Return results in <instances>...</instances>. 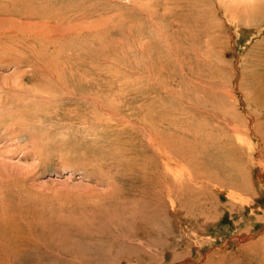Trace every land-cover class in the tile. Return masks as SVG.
Wrapping results in <instances>:
<instances>
[{
    "label": "rangeland",
    "instance_id": "obj_1",
    "mask_svg": "<svg viewBox=\"0 0 264 264\" xmlns=\"http://www.w3.org/2000/svg\"><path fill=\"white\" fill-rule=\"evenodd\" d=\"M29 1L24 14H0V264H264V8L247 16L222 0ZM179 166L191 175L184 197ZM205 177L224 185L203 186Z\"/></svg>",
    "mask_w": 264,
    "mask_h": 264
},
{
    "label": "bare ground",
    "instance_id": "obj_2",
    "mask_svg": "<svg viewBox=\"0 0 264 264\" xmlns=\"http://www.w3.org/2000/svg\"><path fill=\"white\" fill-rule=\"evenodd\" d=\"M42 1H43V0H42ZM73 1H74V0H73ZM79 2H80V1H79ZM225 2H226L227 4H225ZM36 3H37V2H36ZM71 3H72V2H71ZM75 3H76V2H75ZM29 4H30V1H29V0H0V14H7V13H8V14H12V13H20V14H24V12H25L26 10H28V9H26V8H27V5L29 6ZM222 4L226 7V10H227V11H231L232 14H235L236 11L239 12V10H243L244 13H245V15H247V14H253V13H255V12H260V11H262L261 9L264 8V0H224V1L222 0ZM38 5H39V3H38ZM63 5H64V4H63ZM44 6H45V5H44ZM110 6H111V5H110ZM215 6H216V5H215ZM221 6H222V5H221ZM80 7H81V6H80ZM78 8H79V6H78ZM83 8H84V7H83ZM40 9H41V8H40ZM52 9H53V8H52ZM84 9H85V8H84ZM219 9H220V8H219ZM36 10H37V8H36ZM85 10H86V9H85ZM23 11H24V12H23ZM218 11H219V10H218ZM46 12H47V11H46ZM89 12H90V11H89ZM37 13H38V12H37ZM41 13H42V12H41ZM57 13H58V12H57ZM76 13H77V12H76ZM263 13H264V12H263ZM218 14H219V13H218ZM226 14H227V13H226ZM260 14H261V13H260ZM74 15H75V14H74ZM247 16H250V15H247ZM13 17H14V16H13ZM59 17H60V16H59ZM74 17H75V16H74ZM236 17H237V16H236ZM244 17H246V16H244ZM198 18H199V17H198ZM48 19H49V18H48ZM62 19H64V17H63ZM75 19H77V18H75ZM222 19H223V18H222ZM232 19H233V18H232ZM21 20H23V19L21 18ZM28 20H29V19H28ZM198 20H199V19H198ZM223 20H224V19H223ZM253 20H254V19H253ZM36 21H37V20H36ZM46 21H47V20H46ZM101 21H102V20H101ZM105 21H106V19H105ZM230 21H231V19H230ZM248 21H249V20H248ZM37 22H38V21H37ZM39 22H40V21H39ZM60 22H61V21H60ZM176 22H177V21H176ZM192 22H193V21H192ZM194 22H195V21H194ZM225 22H226V21H225ZM250 22H251V21H250ZM77 23H79V22H77ZM231 23H232V22H231ZM231 23H230V24H231ZM178 24H179V23H178ZM96 25H97V24H96ZM177 26H178V25H177ZM188 26H189V25H188ZM75 27L77 28V27H80V26H79V25H74V24H72V23H70V24H68L67 26H65V28H69V29H72V28H75ZM106 27H107V26H106ZM197 27H198V26H197ZM61 28H63V27H61ZM61 28H60V29H61ZM94 28H95V27H94ZM102 28H103V27H102ZM95 29H96V28H95ZM26 30H27V29H26ZM177 30H179V28H177L176 31H177ZM180 30H181V29H180ZM180 30H179V31H180ZM71 31H72V30H71ZM172 31H173V29H172ZM176 31H175V32H176ZM69 32H70V31H69ZM57 33H58V32H57ZM195 33H196V32H195ZM60 34H61V33H60ZM67 34H68V33H67ZM176 34H177V32H176ZM183 34H184V33H183ZM200 34H201V33H200ZM22 35H23V34H22ZM56 35H57V34H56ZM181 35H182V34H181ZM34 36H35V35H34ZM34 36H33V37H34ZM176 36H177V35H176ZM176 36H174V37H176ZM183 36H184V35H183ZM202 36H203V35H202ZM37 37H38V36H37ZM172 37H173V36H172ZM0 38H1V37H0ZM34 38H35V37H34ZM170 38H171V37H170ZM185 38H186V37H185ZM198 38H199V37H198ZM240 38H241V37H240ZM21 39H22V38H21ZM21 39H20V40H21ZM47 39H48V38H47ZM193 39H194V38H193ZM243 39H244V38H243ZM23 40H24V39H23ZM205 40H206V39H205ZM21 41H22V40H21ZM33 41H34V40H33ZM43 41H44V40H43ZM189 41H190V40H189ZM17 42H19V41H17ZM28 43H29V42H28ZM28 43H27V44H28ZM10 44H11V43H10ZM18 44H19V43H18ZM21 44H22V43H21ZM203 44H204V43H203ZM4 45H5V44H4ZM189 45H190V44H189ZM205 45H206V44H205ZM258 45H259V44H258ZM203 46H204V45H203ZM2 47H3V46H2ZM172 49H174V48H172ZM215 50H216V49H215ZM187 53H188V52H187ZM210 57H211V56H210ZM212 66H213V65H212ZM230 91H231V90H230ZM47 96H48V95H47ZM249 114H250V113H249ZM245 117H246V116H245ZM236 120H237V119H236ZM125 121H126V120H125ZM151 121H152V120H151ZM225 121H226V120H225ZM233 121H234V120H233ZM227 122H228V121H227ZM239 122H240V121H239ZM236 123H237V122H236ZM249 123H250V122H249ZM253 123H254V122H252V124H253ZM216 124H217V123H216ZM262 124H263V123H262ZM224 125H225V124H224ZM224 125H223V127H224ZM230 125H231V124H230ZM249 125H250V124H249ZM253 125H254V124H253ZM253 125H252V126H253ZM260 125H261V124H260ZM131 126H132V125H131ZM199 126H201V125H199ZM211 126H212V124H211ZM234 126H235V125H234ZM239 126H241V125H239ZM239 126H238V127H239ZM256 126H257V125H256ZM140 127H141V126H140ZM202 127H203V126H202ZM221 127H222V126H221ZM232 127H233V126H232ZM235 127H236V126H235ZM243 127H244V126H243ZM228 128H230V127H228ZM233 128H234V127H233ZM244 128H245V127H244ZM246 128H247V127H246ZM249 128H250V127H249ZM217 129H218V128H217ZM226 129H227V128H226ZM230 129H232V128H230ZM256 129H258V128H256ZM232 130H233V129H232ZM248 130H249V129H248ZM120 131H121V130H120ZM213 131H214V130H213ZM228 131H229V130H228ZM228 131H227V132H228ZM230 131H231V130H230ZM235 131H237V130H235ZM242 131H243V130H242ZM244 131L246 132L247 130L244 129ZM217 132H218V131H217ZM222 132H223V130H222ZM249 132H250V130L248 131V134H249ZM156 133H157V132H156ZM224 133H226V130L224 131ZM236 133H237V132H236ZM246 133H247V132H246ZM169 134H170V133H169ZM194 134H195V133H194ZM210 134H211V133H210ZM219 134H220V133H219ZM226 134H227V133H226ZM237 134H238V133H237ZM252 134H253V133H252ZM262 134H263V133H262ZM207 135H208V134H207ZM221 135H222V134H221ZM232 135H233V134H232ZM232 135H230V136H232ZM242 135H245V134H242ZM242 135H241V136H242ZM184 136H185V135H184ZM228 136H229V134H228ZM239 136H240V134H239ZM241 136H240V137H241ZM245 136H246V135H245ZM251 136H252V135H251ZM257 136H258V135H257ZM179 137H180V135H179ZM181 137H182V136H181ZM232 137L235 138L234 136H232ZM149 138H151V137H149ZM233 138H232V139H233ZM241 138H242V137H241ZM246 138H247V137H246ZM152 139H153V138H152ZM244 139H245V138H244ZM143 140H144V139H143ZM150 140H151V139H150ZM180 140H181V139H180ZM197 140H198V139H197ZM248 140H250V139L248 138ZM259 140H261V139H259ZM145 141H146V140H145ZM233 141H234V140H233ZM233 141H232V142H233ZM237 141H238V140H237ZM146 142H147V141H146ZM151 142H154V144H155V143H156V140H155V141L153 140V141H151ZM186 142H187V141H186ZM225 142H226V141H225ZM249 142H250V141H249ZM187 143H188V142H187ZM235 143H236V142H235ZM238 143H239V142H238ZM257 143H258V142H257ZM260 143H261V142H260ZM262 143H263V146H264V141H263ZM182 144H183V142H182ZM188 144H189V143H188ZM229 144H230V143H229ZM236 144H237V143H236ZM240 144H241V143H240ZM242 144H243V143H242ZM193 145H194V144H193ZM237 145H239V144H237ZM260 145H261V144H260ZM194 146H195V145H194ZM224 146H225V145H224ZM227 146H228V144H227ZM235 146H236V145H235ZM242 146H243V145H242ZM261 146H262V145H261ZM261 146H260V147H261ZM188 147H189V146H188ZM206 147H207V146H206ZM245 147H246V146H245ZM191 148H192V147H191ZM195 148H196V147H195ZM224 148H225V147H224ZM239 148H240V147H239ZM241 148H242V147H241ZM196 149H197V148H196ZM200 149H201V148H200ZM232 149H233V148H232ZM249 149H251V148L249 147ZM249 149H248V151H249ZM149 150H150V149H149ZM182 150H183V149H182ZM222 150H223V149H222ZM228 150H229V149H228ZM234 150H237V149H234ZM242 151H243V149H242ZM263 151H264V149H263ZM169 152H170V151H169ZM177 152H178V151H177ZM183 152H184V151H183ZM234 152H235V151H234ZM249 152H252V151H249ZM257 152H258V150H257ZM172 153H173V152H172ZM179 153H180V152H179ZM191 153H193V152H191ZM222 153H223V152H222ZM247 153H248V152H247ZM261 153H262V152H261ZM193 154H194V153H193ZM195 154H196V151H195ZM262 154H263V153H262ZM181 155H182V152H181ZM233 155H234V154H233ZM235 155H236V154H235ZM168 156H169V155H168ZM187 156H188V155H187ZM194 156H195V155H194ZM247 156H248V158H249V154H248ZM250 156H251V159H252L253 156H252V155H250ZM259 156H260V155H259ZM173 157H174V156H173ZM190 157H191V156H190ZM216 157H217V156H216ZM218 157H219V156H218ZM225 157H226V156H225ZM145 158H147V157H145ZM149 158H151V157H149ZM149 158H148V159H149ZM170 158H171V157H170ZM193 158H194V157H193ZM193 158H192V159H193ZM208 158H209V157H208ZM240 158H241V157H240ZM240 158H239V160H240ZM257 158H258V157H257ZM129 159H131V158H129ZM129 159H128V160H129ZM137 159H138V158H137ZM161 159H162V158H161ZM167 159H168V158H167ZM173 159H174V158H173ZM173 159H170L169 161H171V160H173ZM182 159H183V158H182ZM187 159H188V158H187ZM195 159H196V158H195ZM233 159H234V158H233ZM251 159H250V160H251ZM140 160H141V158H140ZM145 160H146V159H145ZM177 160H178V159H177ZM179 160H180V159H179ZM201 160H202V159H201ZM231 160H232V159H231ZM252 160H254V158H253ZM252 160H251V161H252ZM130 161H131V160H130ZM137 161H138V160H137ZM141 161H142V160H141ZM150 161H151V160H150ZM164 161H165V160H164ZM167 161H168V160H167ZM167 161H166V162H167ZM197 161H198V160H197ZM235 161H236V160H235ZM251 161H250V162H251ZM259 161H260V159H259ZM126 162H129V161H126ZM138 162H140V161H138ZM143 162H144V160H143ZM145 162H147L148 165H149V163H150L148 160L145 161ZM148 162H149V163H148ZM151 162H152V161H151ZM241 162H242V161H241ZM252 162H254V161H252ZM261 162H262V161H261ZM130 163H131V162H130ZM140 163H141V162H140ZM140 163H139V164H140ZM170 163H171V162H170ZM178 163H179V162H178ZM191 163H192V162H191ZM196 163H197V162H196ZM198 163H199V162H198ZM232 163H233V162H232ZM259 163H260V162H259ZM133 164H134V162H133ZM152 164H154V162H153ZM158 164H159V162H158ZM162 164H163V163H162ZM162 164H161V165H162ZM253 164H254V163H253ZM253 164H251V165H253ZM130 165H131V164H130ZM136 165H138V163H137ZM142 165H143L142 167H141L140 165H139V166H140L141 168H144V170L147 169V168L144 167V163H143ZM145 165H146V164H145ZM168 165H169V162H168ZM216 165H217V164H216ZM124 166H125V165H124ZM126 166H127V165H126ZM128 166H129V165H128ZM133 166H134V165H133ZM139 166H138V167H139ZM154 166H155V165H154ZM162 166H164V164H163ZM171 166H172V165H171ZM173 166H174V165H173ZM173 166H172V167H173ZM192 166H193V165H192ZM197 166H198V165H197ZM204 166H205V165H204ZM204 166H203V167H204ZM207 166H208V165H207ZM238 166H240V165H238ZM245 166H246V165H245ZM138 167H134V168H137V170H138ZM182 167H183V166H182ZM194 167H195V165H194ZM208 167H209V166H208ZM241 167L243 168V171H244V169H245L244 166L241 165ZM255 167H257L256 164H255ZM262 167H263V166H262ZM180 168H181V167L179 166V167H177V168H173V169H174V178H176V181H177L176 191H177L179 194H181V195L183 196L184 193H182V192L185 190V189H184L185 186H183V184H184L185 181H186L185 178H183V177H186L187 175H184V171H183L182 169H180ZM185 168H189V166H188V167H185ZM200 168H201V167H200ZM242 168H241V169H242ZM257 168H258V167H257ZM132 169H133V168H132ZM139 169H140V168H139ZM152 169H153V168H152ZM246 169H247V168H246ZM102 170H103V169H102ZM137 170H135V171H137ZM147 170H148V169H147ZM157 170H158V169H157ZM190 170H191V168H190ZM247 170H248V169H247ZM133 171H134V169H133ZM139 171H141V170H139ZM149 171H150V170H148V172H149ZM166 171H167V170H166ZM187 171H188V170H186V172H187ZM192 171H193V170H192ZM203 171H204V170H203ZM211 171H212V170H211ZM239 171H241V170H239ZM262 171H263V170H262ZM104 172H105V171H104ZM189 172H190V171H189ZM193 172H195V171H193ZM193 172H191V173H193ZM228 172H229V171H228ZM237 172H238V171H237ZM241 172H242V171H241ZM251 172H253V171H251ZM257 172H258V171H257ZM196 173H197V172H196ZM205 173H207V172H205ZM242 173L244 174V172H242ZM154 174H155V173H154ZM216 174L218 175V173H216ZM200 175H201V174H200ZM205 175H206V174H205ZM244 175H245V174H244ZM105 176H106V175H105ZM152 176H153V175H152ZM164 176H165V175H164ZM164 176H163V178H164ZM190 176H191V175H190ZM190 176H188V177L190 178ZM192 176H193V175H192ZM195 176H196V175H195ZM202 176H203V175H202ZM215 176H216V175H215ZM236 176H237V175H236ZM260 176H261V175H260ZM188 177H186V178H188ZM193 177H194V176H193ZM200 177H201V176H200ZM143 178H144V177H143ZM149 178H150V177H149ZM154 178H155V177H154ZM157 178H158V177H157ZM161 178H162V176H161ZM194 178H195V177H194ZM201 178H203V177H201ZM205 178H207V177H205ZM211 178H212V177H211ZM216 178H217V177H216ZM242 178L244 179L243 176H242ZM108 179H109V178H108ZM108 179H107V180H108ZM155 179H156V178H155ZM190 179H191V178H190ZM197 179H199V178H197ZM139 180H140V179H139ZM139 180H138V181H139ZM143 180H144V179H143ZM145 180H146V177H145ZM145 180H144V181H145ZM158 180L160 181L159 178H158ZM212 180H213V178H212V179L207 178L206 180H204V182H203L204 185H203V186L206 185L207 187H214V188H217V187H219V186L221 185V183H220V185H219L218 182L214 185V184H213V183H214V180H213V181H212ZM236 180H237V179H236ZM246 180H247V179H246ZM140 181L142 182V179H141ZM192 181H195V179L192 180ZM197 181H198V180H197ZM197 181H195V182H197ZM217 181H218V180H217ZM249 181H250V180H249ZM109 182H110V181H109ZM114 182H115V180H114ZM148 182H150V181L148 180ZM151 182H153V181H151ZM151 182H150V183H151ZM156 182H157V183H161V182H158L157 180H156ZM165 182H166V180H165ZM172 182H173V181H172ZM199 182H200V181H199ZM220 182H222V181H220ZM234 182H235V180H234ZM157 183H156V184H157ZM116 184H118V183L115 182L114 185H116ZM119 184H120V182H119ZM144 184H145V182H144ZM146 184H148V183H146ZM146 184L144 185L145 187H146ZM162 184H163V183H162ZM189 184H193V185H194L193 182H192V183H188V185H189ZM195 184H197V183H195ZM233 184H234V183H233ZM253 184H254V183H253ZM256 184H257V183H256ZM259 184H260V183H259ZM259 184H258V185H259ZM261 184H262V183H261ZM261 184H260V185H261ZM137 185H138V187L142 186V184H140V182H139ZM137 185H136V188H137ZM139 185H140V186H139ZM148 185H149V184H148ZM151 185L154 187L153 183H151ZM197 185H198V184H197ZM223 185H224V183H222L221 187H222ZM230 185H231V184H230ZM237 185H238V184H237ZM237 185H234V186L236 187ZM258 185H257V186H258ZM117 186H118V185H117ZM124 186H125V184H124ZM124 186H123V187H124ZM144 186H143V187H144ZM200 186H201V182H200ZM231 186H232V185H231ZM234 186H232V187H234ZM263 186H264V185H263ZM143 187H141V188L143 189ZM145 187H144V188H145ZM159 187H160V186H159ZM173 187H174V186H173ZM207 187H206V188H207ZM235 187H234V190H235ZM248 187H249V186H248ZM250 187H251V186H250ZM255 187H256V185H255ZM110 188H111V187H110ZM149 188L151 189L152 187L150 186ZM157 188H158V187H157ZM166 188H167V187H166ZM166 188H165V189H166ZM185 188H186V187H185ZM197 188H198V187H197ZM199 188H200V187H199ZM201 188H202V187H201ZM214 188H213V189H214ZM241 188H242V187H241ZM138 189H139V188H138ZM150 189H149V190H150ZM155 189H156V187H155ZM173 189H174V188H173ZM173 189L168 188V191L166 192V194H168V195L171 197V195L173 194ZM192 189H194V188H192ZM210 189H211V188H210ZM220 189H221V188H220ZM225 189H226V188H225ZM232 189H233V188H232ZM249 189H250V188H249ZM251 189H253V188H251ZM257 189L260 190V188H258V187H257ZM119 190H120V188H119ZM136 190H137V189H136ZM144 190H146V188H145ZM144 190H142V193L140 192L139 195H140V194L143 195L144 193L149 192L148 189H147V192H144V193H143ZM157 190H158V189H157ZM166 190H167V189H166ZM206 190H207V189H206ZM211 190H212V189H211ZM226 190H227V189H226ZM243 190H244V189H243ZM263 190H264V187H263ZM122 191H123V190H122ZM139 191H140V190H139ZM153 191H154V189H153ZM153 191H151L152 194L154 193ZM158 191H159L158 193H161V189H160V188H159ZM176 191H175V193H176ZM189 191H190V190H189ZM189 191H188V192H189ZM203 191H204V190H203ZM207 191H208V190H207ZM212 191H213V190H212ZM212 191H211V192H212ZM219 191H220V190H219ZM223 191H224V190H223ZM247 191H248V190H247ZM247 191H245V193H246ZM256 191H257V190H256ZM260 191H261V190H260ZM134 192H135V191H134ZM190 192L192 193V191H190ZM190 192H189V193H190ZM195 192H196V191H195ZM211 192H210V193H211ZM254 192H255V191H254ZM254 192H253V193H254ZM135 193H137V192H135ZM158 193H157V195H159ZM191 193H190V194H191ZM207 193H208V192H207ZM218 193H219V192H218ZM242 193H244V192H242ZM251 193H252V192H251ZM253 193H252V194H253ZM150 194H151V193H150ZM152 194H151V195H152ZM155 194H156V193H154V195H155ZM213 194H214V192H213ZM215 194H216V193H215ZM219 194H222V193L220 192ZM254 194H256V193H254ZM254 194H253V195H254ZM82 195H83V194H82ZM130 195H131V194H130ZM132 195H133V194H132ZM144 195L146 196L147 194H144ZM144 195H143V197H144ZM161 195H162V194H161ZM168 195H167V196H168ZM176 195H177V193H176ZM193 195H194V194H193ZM195 195H197V194H195ZM206 195H207V194H206ZM217 195H218V194H217ZM245 195H246V194H245ZM257 195H258V194H257ZM134 196H135V195H134ZM149 196H150V195H149ZM162 196H163V195H162ZM164 196H166V195H164ZM185 196H187V195L185 194ZM201 196H202V195H201ZM201 196H199V197H201ZM254 196H255V195H254ZM105 197H106V196H105ZM109 197H110V196H109ZM132 197H133V196H132ZM132 197H130V198L132 199ZM136 197L138 198V196H136ZM143 197H141V198H143ZM183 197H184V196H183ZM195 197H196V196H195ZM202 197H203V196H202ZM212 197H215V195L212 196ZM216 197H217V196H216ZM218 197H219V196H218ZM218 197H217V198H218ZM220 197H221V196H220ZM257 197H259V196H257ZM134 198H135V197H134ZM146 198H147V196H146ZM150 198H152V196L148 197L147 200L150 199ZM162 198H163V197H162ZM171 198H172V197H171ZM177 198H178V197H177ZM204 198H205V197H204ZM221 198H222V197H221ZM126 199H128V197H127ZM143 199H145V197H144ZM167 199H168V198H167ZM172 199H173V198H172ZM179 199H180V196H179V198H178L177 200H179ZM195 199H197V198H195ZM241 199H242V198H241ZM118 200H120V199H118ZM134 200H135V199H134ZM136 200H137V199H136ZM141 200H142V199H141ZM145 200H146V199H145ZM153 200H155V199H153ZM199 200H200V199H199ZM205 200H206V199H205ZM211 200H212V199H211ZM216 200H218V199H216ZM116 201H117V200H116ZM149 201H150V200H149ZM156 201H157V200H156ZM161 201H162V200H161ZM166 201H168V200H166ZM180 201H181V200H180ZM190 201H191V200H190ZM192 201H193V200H192ZM207 201H208V200H207ZM213 201H214V200H213ZM229 201H230V200H229ZM231 201H232V200H231ZM245 201H247V199H246ZM110 202H111V201H110ZM127 202H128V201H126V203H127ZM130 202H131V201H130ZM130 202H128V203H130ZM132 202H133V201H132ZM135 202L138 203V201H135ZM135 202H134V203H135ZM145 202H146V201H145ZM173 202H175V201H173ZM204 202H205V201H204ZM214 202H215V201H214ZM214 202H212V203H214ZM251 202H252V201H251ZM251 202H250V204H251ZM139 203H141V202H139ZM139 203H138V204H139ZM155 203H156V202H155ZM168 203H170V202H168ZM180 203H181V202H180ZM196 203L198 204V202H196ZM212 203H211V204H212ZM241 203H242V202H241ZM243 203H245V202H243ZM256 203H257V202H256ZM104 204H105V203H104ZM107 204H108V203H107ZM115 204H116V202H115ZM122 204H124V202H122ZM122 204H119V205L122 206ZM138 204H137V205H138ZM141 204H142V203H141ZM141 204H140V206H139L140 208H142V207L144 206V205L142 206ZM143 204H144V203H143ZM153 204H154V202H153ZM183 204H184V203H183ZM188 204H189V203H188ZM193 204H195V203H193ZM199 204H200V203H199ZM248 204H249V203H247V205H248ZM83 205H84V204H83ZM111 205H112V204H111ZM113 205H114V204H113ZM124 205L126 206V204H124ZM134 205H135V204H134ZM134 205H132V206H134ZM146 205H147V203H146ZM162 205H163V204H162ZM168 205H169V204H168ZM195 205H196V204H195ZM203 205H204V204H202V205H200V206L202 207ZM206 205H207V204H206ZM237 205H238V204H237ZM163 206H164V205H163ZM81 207H82V206H81ZM103 207H104V206H103ZM107 207H108V206H107ZM126 207H127V206H126ZM126 207H125V208H126ZM151 207H152V205H151ZM151 207H150V208H151ZM165 207H166V206H165ZM165 207H164V208H165ZM178 207H179V206H178ZM178 207H176L175 209H177ZM182 207H186V205H185V206H182ZM228 207H229V206H228ZM235 207H236V206H235ZM253 207H254V206H253ZM86 208H87V207H86ZM86 208H85V209H86ZM91 208H92V207H91ZM91 208H90V209H91ZM97 208H98V207H97ZM99 208H100V207H99ZM104 208H105V207H104ZM104 208H103V210H104ZM111 208H112V207H110V209H111ZM114 208H115V207H114ZM147 208H148V207H146V208L144 207V209H143V208H142V209H143V211L145 212V210H146V211L148 210ZM150 208H149V209H150ZM153 208H154V206H153ZM168 208H169V207H168ZM171 208H172V206H171ZM189 208H190V207H189ZM203 208H204V207H203ZM246 208H247V207H246ZM71 209H72V208H71ZM71 209H70V210H71ZM80 209H81V208H80ZM108 209H109V208H108ZM119 209H120V208H119ZM119 209H118V211H119ZM123 209H124V208H123ZM123 209H122V210H123ZM128 209H129V208H128ZM142 209H141V210H142ZM169 209H170V208H169ZM209 209H210V208H209ZM211 209H212V208H211ZM232 209H234V208H232ZM232 209H231V211L234 212L235 210H232ZM235 209H237V208H235ZM250 209H252V208H250ZM88 210H89V208H88ZM91 210H92V209H91ZM106 210H107V209H106ZM111 210H112V209H111ZM126 210H127V209H126ZM133 210H134V209H133ZM139 210H140V209H139ZM150 210H152V209H150ZM150 210H149L148 213H151V212H153V211H156L157 209H156V210L154 209L153 211H150ZM173 210H174V209H173ZM177 210H178V209H177ZM179 210H180V209H179ZM183 210H184V209H183ZM187 210H188V209L186 208L185 211H187ZM190 210H191V208H190ZM229 210H230V209H229ZM240 210H242V207H241ZM92 211H93V210H92ZM108 211H109V210H108ZM127 211H128V210H127ZM127 211H126V212H127ZM164 211H165V210H164ZM169 211H170V210H169ZM169 211H168V212H169ZM188 211H189V210H188ZM188 211H187V212H188ZM193 211H194V210H193ZM207 211H208V210H207ZM210 211H211V210H210ZM242 211H243V210H242ZM36 212H37V211H36ZM94 212H95V211H94ZM98 212H99V211H98ZM98 212H97V213H98ZM114 212H115V211H114ZM116 212H117V211H116ZM119 212H121V209H120ZM122 212H123V211H122ZM126 212H125V213H126ZM128 212H129V211H128ZM128 212H127V213H128ZM135 212H136V211H135ZM171 212H172V211H171ZM177 212H178V211H177ZM182 212H183V211H182ZM254 212H256V211H254ZM260 212H261V211H260ZM42 213H43V212H42ZM42 213H41V214H42ZM97 213H96V214H97ZM103 213H105V212H103ZM136 213H137V212H136ZM136 213H135V214H136ZM142 213H143V212H141V213L139 212V215L142 214ZM153 213H154V214H153ZM153 213H152L151 215L156 216V215H155L156 213H155V212H153ZM178 213H179V212H178ZM190 213H191V211H190ZM190 213H189V214H190ZM199 213H200V210H199ZM240 213H241V212H240ZM262 213H263V210H262ZM98 214H99V213H98ZM98 214H97V215H98ZM115 214H116V213H115ZM120 214H121V213H120ZM144 214H146V216L148 215L147 213H144ZM144 214H143V215H144ZM165 214H166V213H165ZM194 214H195V213H194ZM209 214H211V213L209 212ZM232 214H233V213H232ZM241 214H242V213H241ZM245 214H246V212H245ZM251 214H252V213H251ZM39 215H40V213H39ZM39 215H38V216H39ZM42 215H43V214H42ZM97 215H96V216H97ZM127 215H128V214H127ZM131 215H132V214H131ZM143 215H142V216H143ZM170 215H172V214H170ZM174 215H175V214H174ZM174 215H173V216H174ZM243 215H244V214H243ZM32 216H33V215H32ZM32 216H31V217H32ZM38 216H37V217H38ZM54 216H55V215H54ZM103 216H104V215H103ZM116 216H117V214H116ZM165 216H166V215H165ZM180 216H181V215H180ZM189 216H191V215H189ZM189 216H188V217H189ZM198 216H199V215L197 214L196 217H198ZM201 216H202V215H201ZM208 216H209V215H208ZM219 216H220V215H219ZM237 216H238V215H237ZM39 217H40V216H39ZM46 217H48V215H47ZM70 217H71V216H70ZM81 217H82V216H81ZM91 217H92V216H91ZM105 217H106V216H105ZM109 217H110V216H109ZM112 217H114V216H112ZM117 217H118V216H117ZM121 217H122V216H120V218H121ZM133 217H134V215H133ZM137 217H138V216H137ZM137 217H136V219H137ZM147 217H148V216H147ZM71 218H72V217H71ZM82 218H83V217H82ZM93 218H95V217H93ZM93 218H90V220L92 219V222H91V223H93V221H94ZM98 218H99V217H98ZM98 218H97V219H98ZM123 218H124V217H123ZM126 218H127V217H126ZM145 218H146V217H145ZM182 218H184V217H182ZM185 218H186V217H185ZM190 218H191V217H190ZM203 218H204V217H203ZM240 218H241V217H240ZM256 218H257V217H256ZM258 218H259V217H258ZM258 218H257V220H258ZM4 219H5V218H4ZM36 219H37V218H36ZM55 219H56V218H55ZM62 219H63V218H62ZM62 219H61V220H62ZM64 219H65V218H64ZM64 219H63V220H64ZM107 219H110V218H108V216H107ZM112 219H113V218H112ZM115 219H116V218H115ZM115 219H114V221H115ZM148 219H149V218H148ZM162 219H163V218H162ZM176 219H177V218H176ZM188 219H189V218H188ZM200 219H201V217H200ZM213 219H214V218H213ZM254 219H255V218H254ZM40 220H41V218H40ZM42 220H43V219H42ZM47 220H48V219H46V221H47ZM118 220H119V222L121 223V221H120L121 219H118ZM145 220H146V219H145ZM150 220H152V219H150ZM181 220H182V219H181ZM192 220H194V219H192ZM216 220H217V219H216ZM37 221H38V220H37ZM44 221H45V220H44ZM46 221H45V223H46ZM51 221H52V220H51ZM78 221H79V220H78ZM78 221H77V222H78ZM85 221H86V220H85ZM98 221H99V220H98ZM124 221H126V220H124ZM130 221H131V220H130ZM130 221H129V222H130ZM158 221H159V220H158ZM187 221H189V220H187ZM195 221H196V220H195ZM198 221H199V219H198ZM206 221H207V220H206ZM245 221L247 222V220H245ZM35 222H36V221H35ZM40 222H41V221H40ZM47 222H48V221H47ZM66 222H67V221H65V223H66ZM68 222H69V221H68ZM71 222H73V221H71ZM79 222H80V221H79ZM109 222H110V220H109ZM127 222H128V221H127ZM155 222H156V221H155ZM37 223H39V222H37ZM63 223H64V221H63ZM69 223H70V222H69ZM84 223H86V222H84ZM95 223H96V222H94V224H95ZM98 223H99V222H98ZM100 223H101V221H100ZM114 223H115V222H114ZM120 223H119V225H122V224H123V223H122V224H120ZM201 223H202V222H201ZM211 223H212V222H211ZM215 223H217V222H215ZM250 223H251V222H250ZM51 224H52V223H51ZM71 224H73V223H71ZM71 224H70V225H71ZM87 224H88V223H87ZM89 224H90V223H89ZM104 224H105V223H104ZM104 224H103V225H104ZM129 224H130V223H129ZM134 224H135V223H134ZM134 224H133V225H134ZM138 224H139V223H138ZM185 224H186V223H185ZM206 224H207V223H206ZM219 224H220V223H219ZM52 225H53V224H52ZM65 225H67V224H65ZM110 225H111V224H110ZM119 225L117 226V228L119 227ZM123 225H124V224H123ZM126 225H127V224H126ZM135 225H136V224H135ZM176 225H177V224H176ZM191 225H192V223H191ZM198 225H199V224H198ZM31 226H33V225H31ZM41 226H42V225H41ZM45 226H46V225H45ZM50 226H51V225H50ZM68 226H69V225H68ZM71 226H73V225H71ZM77 226H79V225L77 224ZM136 226H137V225H136ZM181 226H182V225H181ZM196 226H197V224H196ZM200 226H201V225H200ZM202 226H204V225H202ZM210 226H211V225H210ZM210 226H209V227H210ZM218 226H219V225H218ZM51 227H53V226H51ZM65 227H66V226H65ZM89 227H90V225H89ZM92 227H93V226H92ZM99 227H100V226H99ZM103 227H104V226H103ZM111 227H112V226H111ZM111 227H110V228H111ZM124 227H126V226H124ZM132 227H133V226H132ZM141 227H142V224H141ZM144 227H145V226H144ZM178 227H179V226H178ZM213 227H214V226H213ZM31 228H32V227H31ZM39 228H40V227H39ZM47 228H49V227L46 226V229H47ZM85 228H86V226H85ZM90 228H91V227H90ZM119 228H121V226H120ZM134 228L136 229V227H134ZM139 228H140V227H139ZM180 228H181V227H180ZM183 228H184V227H183ZM204 228H205V226H204ZM219 228H220V226H219ZM35 229H37V227H36ZM35 229H34V231H35ZM41 229H42V228H41ZM44 229H45V228H43V230H44ZM46 229H45V231H46ZM79 229H80V228H79ZM113 229H114V228H113ZM121 229H122V228H121ZM121 229H120V230H121ZM181 229H182V228H181ZM217 229H218V227H217ZM217 229H216V230H217ZM39 230H40V229H39ZM39 230H38V231H39ZM43 230H42V231H43ZM52 230H53V229H52ZM64 230H65V229H64ZM64 230H63V232H64ZM76 230H77V229H76ZM97 230H100V229H97ZM101 230H102V229H101ZM120 230H119V231H120ZM133 230H134V229H133ZM175 230H177V229H175ZM219 230H220V229H219ZM241 230H242V229H241ZM250 230H251V229H250ZM30 231H31V230H30ZM40 231H41V230H40ZM47 231H49V230H47ZM53 231H54V230H53ZM65 231H66V230H65ZM71 231H72V230H71ZM78 231H79V230H78ZM87 231H90V230H87ZM109 231H111V229L108 230V232H109ZM196 231H197V230H196ZM203 231H204V230H203ZM36 232H37V231H36ZM68 232H69V230H68ZM98 232H99V231H98ZM100 232L102 233V231H100ZM103 232H105V231H103ZM122 232H123V231H122ZM176 232H177V231H176ZM221 232H222V231H221ZM244 232H245V231H244ZM45 233H46V232H45ZM47 233H48V232H47ZM64 233H65V232H64ZM71 233H72V232H71ZM74 233H76V232L74 231ZM101 233H100V234H101ZM191 233H192V232H191ZM29 234H30V233H29ZM40 234H41V233H40ZM42 234H43V232H42ZM49 234H50V233H49ZM58 234H59V233H58ZM77 234H78V232H77ZM86 234H87V233H86ZM202 234H203V233H202ZM47 235H48V234H47ZM50 235H51V234H50ZM64 235H65V234H64ZM73 235L75 236V234H73ZM81 235H82V234H81ZM87 235H89V234H87ZM90 235H93V234H90ZM102 235L105 236V234H102ZM114 235H115V234H114ZM114 235H113V237H114ZM191 235H192V234H191ZM250 235H251V234H250ZM35 236H36V235H35ZM48 236H49V235H48ZM65 236H66V235H65ZM68 236H69V235H68ZM78 236H79V235H78ZM111 236H112V235H111ZM157 236H158V235H157ZM157 236H155V237H157ZM215 236H216V235H215ZM238 236H239V235H238ZM31 237H32V239H34V238H36L37 236L34 237V236L31 235ZM33 237H34V238H33ZM76 237H77V236H76ZM107 237H109V236H107ZM116 237H118V236H116ZM116 237L114 238V240L117 239ZM134 237H136V236H134ZM199 237H200V236H199ZM222 237H223V236H222ZM250 237H251V236H250ZM8 238H9V237H8ZM38 238H39V237H38ZM38 238H36V239H38ZM41 238H42V237H41ZM66 238H67V237H66ZM70 238H72V237H70ZM82 238H83V237H82ZM159 238H160V237H159ZM165 238H167V237H165ZM189 238H190V237H189ZM220 238H221V237H220ZM238 238H239V237H237V239H238ZM53 239H54V238H53ZM110 239H111V238H110ZM157 239H158V238H157ZM183 239H184V238H183ZM204 239H205V238H204ZM222 239H223V238H222ZM252 239H253V238H252ZM252 239H250V243H251V240H252ZM54 240H55V239H54ZM54 240H53V241H54ZM66 240H67V239H66ZM70 240H71V239H70ZM94 240H95V239H94ZM117 240H118V239H117ZM131 240H132V239H131ZM184 240H185V239H184ZM220 240H221V239H220ZM223 240H224V239H223ZM242 240H243V239H242ZM255 240L257 241V239H255ZM34 241H35V240H34ZM36 241H38V240H36ZM51 241H52V240H51ZM104 241H105V240H104ZM244 241H245V240H244ZM244 241H242L243 244H244ZM252 241H254V240H252ZM256 241H254V243H255ZM2 242H3V241H2ZM41 242H42V241H41ZM67 242H68V241H66V243H67ZM70 242H72V241H70ZM73 242H75V241H73ZM83 242H84V241H83ZM114 242L116 243V241H114ZM117 242H118V241H117ZM201 242H202V241H201ZM208 242H209V241H208ZM208 242H207V243H208ZM210 242H211V240H210ZM238 242H239V241H238ZM240 242H241V241H240ZM37 243H38V242H37ZM42 243H43V242H42ZM42 243H41V245H42ZM61 243H62V242H61ZM80 243H81V242H80ZM97 243H98V242H97ZM185 243H186V242H185ZM196 243H197V242H196ZM234 243H235V242H234ZM245 243H246V241H245ZM254 243H251V244H252L251 246H253ZM260 243H262V242L259 241V242H258V245H259ZM10 244H11V243H10ZM30 244H31V243H30ZM68 244H69V243H68ZM68 244H67V245H68ZM75 244H76V243H75ZM81 244H82V243H81ZM110 244H112V243H110ZM171 244L173 245V243H171ZM187 244H188V243H187ZM231 244H233V243H231ZM33 245H34V243H33ZM63 245H64V244H63ZM69 245H70V244H69ZM73 245H74V244H73ZM73 245H72V247H73ZM76 245H77V244H76ZM84 245H85V244H84ZM100 245H102V244H99V246H100ZM104 245H105V243H104ZM104 245H103V246H104ZM236 245H237V243H236ZM248 245H249L248 243H247V246L244 244V246H242L241 248H242V249H245V248L248 247ZM261 245H262V244H261ZM5 246H7V245H5ZM28 246H29V244H28ZM43 246H44V244H43ZM43 246H42L41 248H43ZM78 246H79V245H78ZM82 246H83V245H82ZM109 246H111V245H109ZM195 246H196V245H195ZM195 246H193V247H195ZM201 246H202V245H201ZM208 246H209V245H208ZM216 246H217V245H216ZM240 246H241V245H240ZM254 246H255V244H254ZM7 247H8V246H7ZM11 247H13V246H11ZM44 247H46V246H44ZM74 247H76V246H74ZM83 247H84V246H83ZM111 247H112V246H111ZM34 248H35V245H34ZM41 248H40V249H41ZM65 248H66V247H65ZM89 248H90V247H89ZM101 248H102V247H101ZM103 248L105 249V247H103ZM168 248H169V247H168ZM196 248H197V247H196ZM196 248H195V249H196ZM206 248H207V247H206ZM209 248H210V247H209ZM248 248H249V247H248ZM248 248H247V249H248ZM253 248H254V247H253ZM256 248H258L257 245H256ZM9 249H10V248H9ZM36 249H37V248H36ZM70 249H71V248H70ZM72 249H73V248H72ZM76 249H77V248H76ZM81 249H82V247H81ZM176 249H177V248H176ZM212 249H213V247H211V250H212ZM216 249H217V248H216ZM237 249H238V248H236L235 250H237ZM239 249H240V248H239ZM239 249H238V251H239ZM254 249H255V248H254ZM12 250H13V249H12ZM12 250H10V251H12ZM38 250H39V249H38ZM102 250H103V249H102ZM192 250H194V249H192ZM222 250H223V249H222ZM222 250H221V251H222ZM227 250H228V249H227ZM249 250L252 251V248L250 247ZM249 250H247V251H249ZM255 250H256V249H255ZM2 251H3V250H2ZM53 251H55V250H53ZM56 251H57V250H56ZM103 251H105V250H103ZM103 251H102V252H103ZM170 251H171V250H170ZM197 251H198V249H197ZM200 251H201V250H200ZM203 251H204V250H203ZM216 251H217V250H216ZM219 251H220V250H218V252H219ZM228 251H229V250H228ZM240 251H241V250H240ZM244 251H245V250H244ZM4 252H5V251H4ZM33 252H34V251H33ZM87 252H88V251H87ZM106 252H107V250H106ZM198 252H199V251H198ZM209 252H213V251H209ZM222 252H223V251H222ZM242 252H243V251H242ZM18 253H19V252H18ZM56 253H57V252H56ZM59 253H60V252H59ZM75 253H76V252H75ZM75 253L73 252V254H75ZM123 253H124V252H123ZM127 253H128V252H127ZM138 253H140V252H138ZM226 253H227V251H226ZM247 253H248V252H247ZM22 254H23V253H22ZM77 254H78V253H77ZM195 254H198V253H195ZM228 254H229V253H228ZM235 254H236V253H235ZM248 254H249V253H248ZM248 254H246V256H248ZM254 254L256 255V253H254ZM58 255H59V254H58ZM62 255H63V254H62ZM105 255H106V254H105ZM202 255H203V254H202ZM220 255H221V254H220ZM220 255H218V257L222 258V256H220ZM244 255H245V253H243V256L241 257L242 260H243L244 257H246V256H244ZM18 256H20V254H19ZM43 256H44V255H43ZM43 256H42V257H43ZM45 256H46V255H45ZM79 256H80V255H79ZM81 256H82V255H81ZM166 256H167V254H166ZM169 256H170V255H169ZM224 256H226V255L224 254ZM224 256H223V257H224ZM233 256H234V253H233ZM235 256H236V255H235ZM237 256H238V255H237ZM237 256H236V257H237ZM249 256H250V254H249ZM252 256H253V255H252ZM132 257H133V256H132ZM228 257H229V256H228ZM239 257H240V256H239ZM239 257H238V259H239ZM10 258H11V257H9V259H10ZM15 258H16V257H15ZM72 258H73V257H72ZM77 258H79V257H77ZM105 258H106V257H105ZM117 258H118V257H117ZM169 258L171 259L172 257H169ZM199 258H200V257H199ZM250 258H251V257H250ZM35 259H36V258H35ZM44 259H45V258H44ZM48 259H49V258H48ZM51 259H52V258H51ZM64 259H65V258H64ZM70 259H71V258H70ZM81 259H82V258H81ZM89 259H90V257H89ZM149 259H150V258H149ZM156 259H157V258H156ZM160 259H161V258H160ZM232 259H234V257H233ZM232 259H231V260H232ZM236 259H237V258H236ZM244 259H245V258H244ZM246 259H247V257H246ZM251 259H252V258H251ZM10 260H11V259H10ZM53 260H54V259H53ZM65 260H68V258L65 259ZM73 260H74V259H73ZM84 260H85V259H84ZM231 260H230V261H231ZM242 260H241V262H242ZM249 260H250V259H249ZM252 260H253V259H252ZM252 260H251L250 262H252ZM12 261H13V259H12ZM24 261H25V259H24ZM71 261H72V260H71ZM76 261H77V260H76ZM107 261H108V260H107ZM107 261H106V262H107ZM121 261H122V260H121ZM169 261H170V260H169ZM179 261H180V260H179ZM204 261H205V260H204ZM234 261H236V260H234ZM237 261H238V260H237ZM239 261H240V260H239ZM246 261H247V260H246ZM253 261H254V260H253ZM21 262H22V261H21ZM49 262H50V261H49ZM63 262H64V261H63ZM66 262H68V261H66ZM80 262H82V261H80ZM80 262H79V264H81ZM177 262H178V261H177ZM207 262H209V261H207ZM216 262H217V260H216ZM227 262H228V261H227ZM250 262H248V263H250ZM32 263H33V262H32ZM36 263H37V262H36ZM41 263H42V262H41ZM41 263H40V264H41ZM43 263H44V262H43ZM43 263H42V264H43ZM56 263L59 264L58 261H57ZM69 263H70V262H69ZM86 263H87V262H86ZM122 263H123V262H122ZM151 263H153V262H151ZM242 263L244 264V262H242ZM245 263H246V262H245ZM12 264H13V263H12ZM19 264H20V263H19ZM45 264H46V263H45ZM47 264H48V261H47ZM110 264H111V263H110ZM159 264H160V263H159ZM181 264H182V262H181ZM199 264H200V263H199ZM219 264H226V263L223 262V263H219ZM232 264H233V263H232ZM235 264H237V263H235ZM252 264H253V263H252Z\"/></svg>",
    "mask_w": 264,
    "mask_h": 264
}]
</instances>
